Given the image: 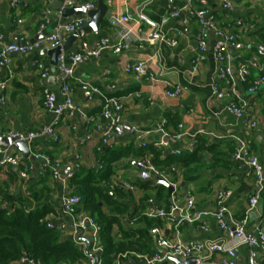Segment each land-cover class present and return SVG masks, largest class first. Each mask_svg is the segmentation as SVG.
<instances>
[{
	"label": "crops",
	"instance_id": "crops-1",
	"mask_svg": "<svg viewBox=\"0 0 264 264\" xmlns=\"http://www.w3.org/2000/svg\"><path fill=\"white\" fill-rule=\"evenodd\" d=\"M18 1L20 10L14 13L9 9V0H0V33L3 35L0 47L11 43L14 36L23 37L26 43L35 41L44 17L48 18V23L43 34L50 33L57 22H69L77 17H62L56 7L59 4L63 6V0ZM80 1L97 6L98 0ZM103 2L106 4V0ZM107 7L108 13L100 24L99 35L91 33L79 38L69 52L77 51L82 41L95 43L104 40L108 45H114L125 30H131V34L120 53L106 51L98 59L88 60L75 69L70 86L78 111L72 116L58 119L43 106V89L52 88L48 85L49 57L40 54L41 50L13 55L8 67H0V82H6L4 92L0 93L5 98L4 104H0V136L26 134L51 126L56 137V140L53 136L38 138L31 145H26L27 150L18 146L11 150L20 160L16 167L0 166V203L5 209L24 206L31 210L48 205L52 211L46 216V221L69 225L70 219L61 215L60 209L63 197L76 195L70 184L72 175L99 174L106 166L105 160L110 152L120 150V159L111 163L112 174L99 183L110 196L108 202L100 205L103 206L101 212L115 220L111 231L115 241H137L140 245L135 248L140 251L130 253L153 254L156 245L151 229L159 227L166 236L168 231L163 222L148 220L142 213L148 206V199H152L157 207L166 206L168 193L164 187L158 188L155 178L146 181L139 178L136 161L148 154L147 149L157 152L159 165L152 163V155L151 163L164 172L169 183L177 186L175 195L181 198L185 191H190L198 210L214 211V192L220 189L227 191L230 196L226 206L237 220L244 216L248 197L253 191L250 170L232 159L237 140L246 143L264 171V82L255 92L248 91L260 77H264V56L258 55L259 50L264 52V0H240L232 11L222 9L220 0H206L205 5L196 0H113ZM202 9L208 10L207 16L215 26L241 21L253 27L248 32L237 30L234 65L255 61L258 66L249 67L245 83L236 82L234 97L217 99L212 94L213 87L225 90L227 86L216 78L214 48L218 37L210 31L205 51L201 53L198 49V24L194 13ZM172 11H177L178 15L169 18L159 32L176 40L175 46H168L158 40L153 25ZM126 12L139 24L117 25L115 20ZM18 20H21L20 24ZM137 61H145L146 77L125 70L128 64ZM38 62L47 68L46 78H42L43 71L35 66ZM148 75L154 79H149ZM54 82L56 90L52 91L57 93L56 79ZM82 84L96 92L82 90ZM110 86L114 89L110 90ZM175 86L181 90L179 97H167L165 90ZM109 100L123 105V135L104 143L101 135L92 129L94 124L105 127L102 113ZM61 101L58 96L57 102ZM230 103H244L246 113L256 122V127L247 129L244 117L230 114L227 110ZM161 120H166L164 130L167 138L182 134L180 140L167 148L154 147L153 144L160 141L159 134L151 133L138 139L129 132L131 127L151 130ZM142 142L147 144L144 149L139 147ZM189 149L193 151L189 152ZM174 151L180 154H174ZM34 155H45L59 162L60 179L54 180L43 162ZM189 155L193 158L191 163L178 162ZM168 159L171 160L168 162ZM22 173L25 178L21 177ZM63 173L65 176L61 180ZM123 184L131 186L132 190ZM81 209L86 211L82 206ZM263 212L264 190L254 214L249 218L248 231L257 226L264 229ZM259 218H262L260 223L257 221ZM207 226L208 230L201 232L185 225L180 229L179 238L187 242L214 240L223 235L213 219L207 221ZM123 231L131 232V237L127 239ZM57 232L61 241L72 240L83 249L84 244L73 240L69 228ZM87 237L88 232L83 235V238ZM248 255L249 249L241 247L236 252V260L246 264ZM223 257L216 254L201 264H213ZM256 258L259 264H264L263 254L258 253ZM86 262L87 259L80 263Z\"/></svg>",
	"mask_w": 264,
	"mask_h": 264
},
{
	"label": "built area",
	"instance_id": "built-area-1",
	"mask_svg": "<svg viewBox=\"0 0 264 264\" xmlns=\"http://www.w3.org/2000/svg\"><path fill=\"white\" fill-rule=\"evenodd\" d=\"M113 0H106V4L110 5ZM202 5L206 4V0H196ZM240 0H220L221 8L226 11H232L234 6L239 3ZM9 9L17 13L20 10V3L18 0H9ZM81 7L83 6L87 11L94 10L96 6L93 3H83L80 0H63V7ZM61 13V12H60ZM178 15L177 11H172L166 18H163L158 24L154 33L158 36V40L168 46H175L176 40L167 38L159 34L160 27L163 26L169 18H174ZM208 15L207 9H202L194 13L198 24L197 45L199 51L202 53L206 49V40L208 33L212 31L215 36L218 37V43L214 48V61L216 63V78L223 81L227 88L225 90H219L215 87L212 89V94L217 99L223 97L235 96L236 82L245 83L249 75L250 66H258L255 61L251 63L234 65L235 55L234 48L237 40V30L242 32H248L252 30V26H247L241 21H234L232 24L222 25L221 27L215 26L214 22ZM89 21L88 17L77 16L72 18L69 22H57L50 33L43 34L45 24L48 23V18L44 17L40 24L36 34L39 39L32 43H26L23 37L14 36L12 42L0 47V67H8L11 57L13 55H24L35 52L37 50H49L56 47H61L65 42L66 36L74 33L78 29L82 28ZM18 24L21 20L17 21ZM115 23L119 26L124 24L133 23L138 25L139 23L133 18V16L126 12L124 15L115 20ZM186 32V29H184ZM131 30H125L118 36L117 42L114 45H108L104 40H99L95 43L88 41H82L79 44V49L75 52H61L56 59V82L58 92H54L49 88L43 89V106L52 113L56 118H61L65 115L72 116L78 109L75 107L72 97V89L70 86L71 79L75 69L84 62L92 59H98L104 52L111 51L115 54L121 52V50L128 43ZM3 41V35L0 33V43ZM259 56H264V52L259 50ZM202 59V57H200ZM35 66L42 70V78L48 76L47 68L40 62ZM127 72H131L137 76H147L145 61H137L133 64H128L125 68ZM149 79H154V76L148 75ZM264 82V77H260L258 82H255L249 92H255L259 84ZM6 88V82H0V93L4 92ZM82 90H90L95 93L96 90L90 88L87 84H82ZM110 90L114 89V86L109 87ZM181 90L178 86L165 90L164 94L169 98L179 97ZM60 97L62 101L57 102V97ZM5 101L4 96L0 95V104L3 105ZM123 105L116 100H109L106 102L102 116L106 122L104 128L94 124L93 132H97L101 135L102 141L106 143L108 140H114L123 135ZM227 110L230 114L236 117H244L246 119L245 127L252 129L256 127V122L248 117L245 104L230 103L227 106ZM90 125V121L88 122ZM166 120H161L151 130H139L136 127H131L129 132L136 138L140 139L143 136L151 133L160 135V141L154 143V147L162 148L169 147L171 143H175L180 140L182 134L175 135L172 138H167L164 127ZM45 136H53V130L51 126L42 127L36 132H30L26 134L19 133H7L4 137L7 140V147L0 149V166L16 167L20 160L17 154L12 153V149L17 147L18 143H23L27 146L31 145L36 139ZM56 140V137L53 136ZM146 143L142 142L139 147L145 148ZM192 152L193 149H189ZM174 154H180L179 151H174ZM36 159H40L47 171L50 172L51 177L54 180L60 179L61 165L57 161L50 160L45 155H34ZM232 159L234 162L250 170L253 176V191L249 195L247 200V206L244 216L241 219H236L232 216L229 208L226 206L230 193L222 189L216 190L213 194L214 201L216 203V210L214 211H200L196 205V199L190 191H185L181 198L175 193L178 188L175 184L169 183L165 177L163 171L158 170L151 163V156L144 155L141 159L136 161V166L140 170L139 178L142 181L149 180L151 178L162 179L173 186V191L169 194L167 199V205L164 207H157L152 199H148L147 208L143 211L142 216L148 220H160L166 226L168 235L166 236L164 230L159 227L151 229V234L155 238L156 251L153 254H138V253H124L119 254L114 259L113 264H124L128 259H133L137 264H167L168 257L177 258L180 261H185L188 258H197L199 264L212 259L214 255L222 254L224 257L213 264H243L236 260V252L241 247H247L249 249L248 260L246 264H259L257 261V254L264 255V229L261 227H255L253 231H248L247 226L250 224V216L254 214V211L258 205L259 197L264 190V171L260 166L257 158L253 156L246 143L242 140H237L233 147ZM77 167V166H76ZM102 166L99 165V169ZM21 177L25 178L24 173ZM123 186L132 190V187L128 184ZM76 209H78L76 211ZM264 213V212H263ZM60 214L67 216L70 219L69 225L60 223L56 225L51 221H47L48 229H56L57 231H66L70 229V234L74 241L83 245V251L85 253L87 245L79 238H83V235L88 232V239L91 242L90 254L98 258L97 262L94 258L88 256L86 263L77 264H104L100 260L99 256L102 251L99 244L100 226L96 222V219L88 212L81 209V199L77 195L65 196L61 199ZM213 219L216 223L217 229L223 234L222 236L214 240H201V241H182L179 238L180 229L183 226H193L195 229L201 232L208 230L207 221ZM262 218L257 221L260 223ZM80 245V246H81ZM82 247V246H81ZM19 264H36L32 259L24 257L19 260Z\"/></svg>",
	"mask_w": 264,
	"mask_h": 264
},
{
	"label": "trees",
	"instance_id": "trees-1",
	"mask_svg": "<svg viewBox=\"0 0 264 264\" xmlns=\"http://www.w3.org/2000/svg\"><path fill=\"white\" fill-rule=\"evenodd\" d=\"M148 155H152V163L157 166L158 154L152 148L147 149ZM122 152L114 150L107 156L106 166L103 171L96 174L86 172L73 174L70 184L74 193L80 197L81 206L89 211L100 226L99 244L102 249L100 259L104 264H113L119 254L140 251L135 248L139 242L115 241L111 235L112 225L115 221L107 218L101 212V204L108 202L110 196L99 186L100 182L107 180L112 174L111 163L120 159ZM171 159H168V162ZM192 156L179 159V163H191ZM164 189L162 186H158ZM48 205L27 209L15 207L5 209L0 203V264H19V260L25 256L36 264H77L86 260L88 256L72 240H60L57 230L48 229L46 216L51 213ZM127 239L131 232H124Z\"/></svg>",
	"mask_w": 264,
	"mask_h": 264
},
{
	"label": "water",
	"instance_id": "water-1",
	"mask_svg": "<svg viewBox=\"0 0 264 264\" xmlns=\"http://www.w3.org/2000/svg\"><path fill=\"white\" fill-rule=\"evenodd\" d=\"M57 10L61 12L62 17L66 18L68 16H87L89 21L85 24L82 28L78 29L74 33L70 34L66 39L65 42L61 47H56L49 50H41L40 54L47 55L49 57V78H48V85L52 88V90H56V85L54 82L55 75H56V59L57 56L61 53H67L73 46V44L79 39L83 38L86 35L93 33L95 36L99 35V27L101 22L104 20L106 14L108 13V7L103 2V0L97 1V6L94 10H86L83 6L81 7H69L64 8L62 4L57 5ZM157 29V24L153 25V31L155 32ZM39 39L37 37L35 40ZM34 40H31V43ZM18 147L26 149V145L23 143H18ZM7 147V140L4 136H0V149H5ZM27 154L29 152L27 151ZM65 173L62 174L61 180H63ZM156 185L162 186L167 190L168 196L173 191V186L168 182L157 179ZM81 239L86 245L85 254L95 259L97 262L98 258L94 255L90 254L91 242L88 238H79ZM26 257V256H25ZM168 261L172 264H199V260L197 258H188L185 261H180L177 258L168 257ZM96 264V263H95ZM124 264H137L133 259H128L124 262Z\"/></svg>",
	"mask_w": 264,
	"mask_h": 264
},
{
	"label": "rangeland",
	"instance_id": "rangeland-1",
	"mask_svg": "<svg viewBox=\"0 0 264 264\" xmlns=\"http://www.w3.org/2000/svg\"><path fill=\"white\" fill-rule=\"evenodd\" d=\"M89 213V212H88ZM90 215H91V213H89ZM92 216V215H91ZM94 217V216H93ZM95 219H96V217H94ZM167 264H172V263H170V262H168Z\"/></svg>",
	"mask_w": 264,
	"mask_h": 264
}]
</instances>
